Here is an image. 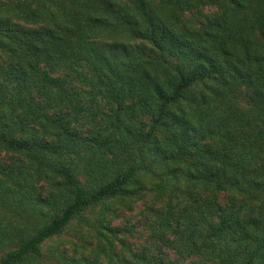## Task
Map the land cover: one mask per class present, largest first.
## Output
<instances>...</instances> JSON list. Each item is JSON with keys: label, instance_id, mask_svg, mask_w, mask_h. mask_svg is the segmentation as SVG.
Listing matches in <instances>:
<instances>
[{"label": "trees", "instance_id": "obj_1", "mask_svg": "<svg viewBox=\"0 0 264 264\" xmlns=\"http://www.w3.org/2000/svg\"><path fill=\"white\" fill-rule=\"evenodd\" d=\"M1 155L0 208L46 220L0 264L98 206L118 264H264V0H0ZM148 192L134 250L103 215Z\"/></svg>", "mask_w": 264, "mask_h": 264}, {"label": "rangeland", "instance_id": "obj_2", "mask_svg": "<svg viewBox=\"0 0 264 264\" xmlns=\"http://www.w3.org/2000/svg\"><path fill=\"white\" fill-rule=\"evenodd\" d=\"M7 155H1L0 161H8ZM83 171V163L80 164ZM82 177V172H81ZM43 183V182H42ZM47 190H45L46 192ZM155 199L153 192L145 194L143 200H133L130 203H112L111 210L103 215L104 223H112L119 227H132L133 233L120 234L125 243L134 250H141V245L151 243V228L142 222L143 213ZM117 211L118 215H114ZM149 213V212H148ZM102 214V206L88 212V220H75L62 234L43 245V256L39 264H74L72 258H77L78 264H118L119 257L128 254L119 239H114L96 223L95 219ZM46 217L41 209L33 210L21 207L11 200V204L0 208V261L9 252L16 250L21 235V228L36 226L43 223ZM17 227V229H16ZM20 231V232H19ZM33 233V232H32ZM59 251L66 253L59 256ZM167 257L178 259L180 255L171 249L165 250ZM162 255V254H159ZM87 259V260H86ZM76 263V264H77ZM95 264V263H89Z\"/></svg>", "mask_w": 264, "mask_h": 264}]
</instances>
